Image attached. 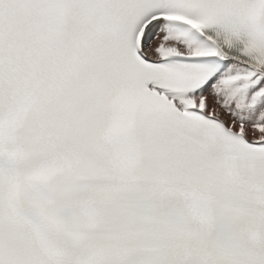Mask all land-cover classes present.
I'll use <instances>...</instances> for the list:
<instances>
[{
  "label": "snow or ice",
  "instance_id": "snow-or-ice-1",
  "mask_svg": "<svg viewBox=\"0 0 264 264\" xmlns=\"http://www.w3.org/2000/svg\"><path fill=\"white\" fill-rule=\"evenodd\" d=\"M0 264H264V0H0Z\"/></svg>",
  "mask_w": 264,
  "mask_h": 264
}]
</instances>
